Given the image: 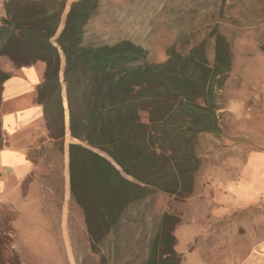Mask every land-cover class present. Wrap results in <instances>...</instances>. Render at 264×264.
<instances>
[{
	"label": "trees",
	"instance_id": "16d2710c",
	"mask_svg": "<svg viewBox=\"0 0 264 264\" xmlns=\"http://www.w3.org/2000/svg\"><path fill=\"white\" fill-rule=\"evenodd\" d=\"M100 2L75 0L65 14L68 0H5L0 17V56L15 68L46 64L36 102L60 142L68 111L70 134L80 141L69 144L71 198L94 250L132 203L157 190L193 192L198 136L221 131L218 92L233 63L221 34L212 62L204 42L186 52L170 46L162 62L148 61L149 51L130 39L86 45V26ZM11 76L0 66V106ZM4 139L0 118V147ZM174 219L162 216L141 264H182ZM1 224L0 264H22Z\"/></svg>",
	"mask_w": 264,
	"mask_h": 264
},
{
	"label": "rangeland",
	"instance_id": "374dc122",
	"mask_svg": "<svg viewBox=\"0 0 264 264\" xmlns=\"http://www.w3.org/2000/svg\"><path fill=\"white\" fill-rule=\"evenodd\" d=\"M217 34L229 41L233 63L218 92L221 131L198 136L193 192L180 197L157 190L132 203L95 250L72 201L65 209L56 202L46 215L36 213L45 208L0 203L1 226L22 264H141L164 214L175 218L182 264H247L264 237V195L238 205L223 183L237 178L244 162L251 178V157L264 152V0H101L84 41L130 39L149 51L150 62L165 61L170 46L186 52L204 42L212 62ZM0 66L13 75L21 69L1 56Z\"/></svg>",
	"mask_w": 264,
	"mask_h": 264
},
{
	"label": "crops",
	"instance_id": "0c3cea01",
	"mask_svg": "<svg viewBox=\"0 0 264 264\" xmlns=\"http://www.w3.org/2000/svg\"><path fill=\"white\" fill-rule=\"evenodd\" d=\"M4 1L0 0V17L4 14ZM73 1L68 0L65 14ZM45 68V62L39 61L22 67L19 73L7 79L0 106L5 136L4 145L0 147V203L13 200L15 207L46 209L36 211L38 215L50 214L47 208L55 207L56 202L64 209L70 206L69 144L80 142L70 134L67 110L63 142L50 135L44 108L36 102V87L44 79ZM63 95L67 109L65 89ZM251 158L256 160L249 162V169L254 168L249 172H252L251 178L247 177L248 163L244 162L237 170V178L223 183L228 198L237 199L238 205L255 202L264 195V152H257ZM257 160L259 167H251L258 164ZM82 223L87 230L84 218ZM247 264H264V237L250 254Z\"/></svg>",
	"mask_w": 264,
	"mask_h": 264
}]
</instances>
